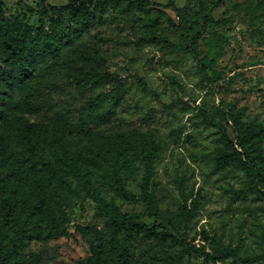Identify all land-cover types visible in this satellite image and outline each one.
I'll use <instances>...</instances> for the list:
<instances>
[{
  "label": "rangeland",
  "instance_id": "obj_1",
  "mask_svg": "<svg viewBox=\"0 0 264 264\" xmlns=\"http://www.w3.org/2000/svg\"><path fill=\"white\" fill-rule=\"evenodd\" d=\"M150 1L179 9L191 24H181L172 10L154 7L134 14L131 24L120 14L116 21L105 18L81 39L78 56L62 61L67 70L61 86L55 91L45 86L47 113L7 116L4 112L0 119L4 179L0 213L10 205L22 211L21 219L11 212L4 228L6 243L12 246L30 214L27 228L33 231L39 227L36 220L44 219L43 209L34 214L38 181L57 200L56 189L65 195L81 192L70 178L62 183L64 177L53 156L59 149L81 154L96 171L105 197L121 211L143 214L150 230L167 235L166 242L151 238L145 243L144 253L137 254L139 263L144 257L156 263L176 257L187 243L198 251L183 254L180 264H264V193L248 188L244 170L220 168L216 161V119L234 139L229 122L223 119L229 110L240 123L250 125L254 141L264 148V0ZM23 2L37 9V0ZM18 3L1 0L0 14L24 25L41 26V17L22 10ZM48 4L64 6L68 0H48ZM45 21L50 23L49 17ZM154 21L155 26H149ZM93 68L108 77L102 86L92 93L76 89L75 79L82 80ZM32 86L28 79L22 84L23 88ZM11 95V86L2 79L0 97L8 101ZM90 105L100 113L115 114L96 133L81 134L79 112L88 115ZM27 123L39 124L43 133L36 153L29 156L24 139ZM152 148L157 150L149 179L157 203L154 208L126 201L107 184L122 176L131 190L140 193L146 165L139 152L149 153ZM127 158L134 159L135 173L128 170ZM18 160L20 167L10 170ZM44 161L56 165V171ZM55 207L59 214V206ZM84 207V211L77 208L74 221L64 226L65 236L27 241L19 254L30 264H82L89 259V245L75 224L88 226L102 220L86 195ZM223 247L235 254L221 258Z\"/></svg>",
  "mask_w": 264,
  "mask_h": 264
},
{
  "label": "trees",
  "instance_id": "obj_2",
  "mask_svg": "<svg viewBox=\"0 0 264 264\" xmlns=\"http://www.w3.org/2000/svg\"><path fill=\"white\" fill-rule=\"evenodd\" d=\"M18 4L24 11L37 13L41 17V26L24 25L18 20H10L0 14V82L5 79L13 93L8 101L0 97V119L4 112L7 116L17 113L30 115L47 113L50 106L44 99L48 97L45 86L49 85L54 91L61 86V82L65 79L63 73L67 70L62 61L67 60L71 55L76 58L81 51V39L95 30L96 23L105 18L115 17L114 21H116V16L120 14L123 20L126 18L127 24H131L130 18H133L134 14L147 13L154 7L162 12L172 10L181 24H191L181 16L179 9L171 5L155 4L150 0H68L67 5L54 7H50L48 0H37L36 10L25 4L23 0H19ZM47 17L50 23L45 21ZM155 23L156 21L149 26L153 27ZM145 40L148 41L147 38ZM152 40L157 38L152 37ZM139 42H142V39ZM85 50L92 55L96 53L95 49L86 48ZM44 77L48 78V81L44 82ZM104 78L108 77L102 70L93 68L82 80L75 79L74 82L76 89H84L92 93L102 86ZM26 79L28 84L33 85L30 89L22 87ZM117 100L112 98V101ZM99 105L100 103L96 102V106ZM87 112L90 113L86 115L83 111L79 112L81 134L96 133L97 129L107 126L115 114L113 111L100 113V110L93 105H90ZM226 114L223 115V119L229 122L234 139L229 138L226 128L216 119L219 135L216 161L220 168L244 170L248 188L263 194L264 148L254 141L255 131L250 125L240 123L239 118L234 116L231 110ZM24 132V139L29 145L27 155L35 154L39 140L43 137L41 127L39 124L27 123L24 126ZM139 154L146 165V181L140 193L131 190L122 176L107 184L126 201L133 204L143 203L154 208L157 203L150 191L149 179L153 176L152 159L157 156V150L152 148L149 153L141 151ZM53 156L64 177L62 183L67 184V178H70L78 183L81 192L71 191L65 195L63 191L56 189L57 197L60 198L57 200L49 187L38 181L34 189V191L38 189L34 214L43 209L44 219L36 220L39 227L33 231L27 228V224L32 221V214H30L26 219L27 223L21 224L16 237L12 239V246L6 243L8 233L4 228L10 222L12 211L17 212L20 219L22 211L10 205L4 213H0V264H30L19 254L25 242H47L65 236L67 229L64 226L67 222L74 221L76 209L79 208L81 211L85 209V195L95 204L96 214L102 222L88 226L75 224L76 230L84 236L91 252V257L82 264H180L183 254L198 251L196 247L183 243L184 249L176 257H169L161 263H156L151 257H144L139 263L136 259L137 254L144 253L141 249L144 244L151 238H160V241L166 242L167 235L150 230L143 222V214L125 213L109 201L103 194L102 186L98 185L96 171L86 164L87 161L81 154L72 151L61 153L57 149ZM127 163L128 170L135 173L134 159L127 158ZM45 164L50 170L56 171V165L46 162ZM20 165L21 161L18 160L10 170L16 171ZM3 185L4 179L0 173V202ZM56 205L59 206V214L56 212ZM234 254L235 252L227 247L219 251L221 258Z\"/></svg>",
  "mask_w": 264,
  "mask_h": 264
}]
</instances>
